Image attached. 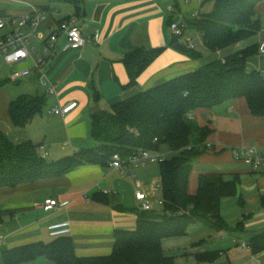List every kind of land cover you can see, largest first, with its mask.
<instances>
[{
  "label": "crops",
  "instance_id": "obj_1",
  "mask_svg": "<svg viewBox=\"0 0 264 264\" xmlns=\"http://www.w3.org/2000/svg\"><path fill=\"white\" fill-rule=\"evenodd\" d=\"M171 6L175 12L170 11ZM212 7V3L202 6V0H0V11H4L7 20L31 14L34 9L41 12L43 18L37 32L29 27L21 30L29 36L37 54H42L45 37L65 20L79 24L83 35L91 39L83 47H61L52 58L47 75L58 85L57 95L47 94L36 75L13 81L14 72L33 66L31 60L11 65L0 58V128L16 143L28 140L36 145L43 143L38 151L52 162L95 146L91 136L92 114L108 111L114 104L196 70L201 62L211 59L210 51L197 39L198 33L191 30L195 49L203 59L193 60L182 54L181 49H175L170 24L181 16L197 17ZM256 14L261 22L260 43L264 42V1L257 5ZM14 28L16 25L0 30V37ZM96 31L98 36L94 37ZM141 46L166 47V50L140 76L138 85L126 90L123 86L129 82V76L123 59L126 53ZM248 69L264 74V54L249 58ZM95 92L100 97L98 101ZM22 94L45 95L46 105L25 128L17 129L9 109L11 102ZM73 101L78 107L68 115L49 114L52 108ZM192 115L201 127L207 126L212 132L207 139L209 150L196 161L190 174L189 193L196 194L201 173L239 175L237 195L225 199L221 208L224 219L234 230L216 231L202 223H193L185 236L163 240L164 253L174 257L176 264H264V250L254 252L250 242L264 234L261 204L264 165L254 169L235 159L237 150L252 145L264 154V118L254 116L244 98L229 100L211 111L198 109ZM157 154L160 159H170L174 152L162 147ZM154 164L130 166L127 173L110 165H82L62 177L0 188L3 217L0 249L50 242L53 240L50 225L70 221L69 236L78 257L111 254L115 230L137 226L142 211L138 209L135 192L143 191L153 200L159 194L157 190L162 189L161 169L158 172ZM48 198L67 204L45 211L43 204ZM227 207L232 212L223 211ZM240 223L242 226L235 229ZM243 242L247 243L246 247L242 246ZM207 252H219L218 259L214 262L196 259ZM29 264L52 262L41 257Z\"/></svg>",
  "mask_w": 264,
  "mask_h": 264
},
{
  "label": "trees",
  "instance_id": "obj_2",
  "mask_svg": "<svg viewBox=\"0 0 264 264\" xmlns=\"http://www.w3.org/2000/svg\"><path fill=\"white\" fill-rule=\"evenodd\" d=\"M262 1L202 0V6L212 3V9L187 23L191 31L202 35L211 60L114 104L111 111L92 114L93 147L48 162L34 142L16 143L0 128V188L62 177L82 165L107 167L115 154L128 159L141 151L156 154L162 147L174 152L172 158L160 160L163 210L142 211L135 229H116L111 254L78 257L72 238L61 236L50 242L0 249V264H29L41 257L52 264H176L174 257L164 253L165 238L185 236L193 223L216 231L234 230L221 208L225 199L237 195L239 175L201 173L196 194L189 193L190 174L196 161L209 150L207 139L212 132L207 126L201 127L192 114L244 98L251 113L264 118V74L248 69L249 58L259 54L261 22L256 7ZM2 18L6 19L4 11H0ZM178 42L174 37L172 45ZM233 47L237 49L229 52ZM165 50L141 46L126 53L123 61L129 82L123 88L136 87L140 76ZM183 50L193 60L203 59L193 48L182 45ZM99 98L95 92V100ZM45 105V95L18 96L10 104L12 124L25 128ZM261 204L264 207V197ZM250 242L254 252L264 250V234ZM218 257L219 252H207L196 259L214 262Z\"/></svg>",
  "mask_w": 264,
  "mask_h": 264
},
{
  "label": "built area",
  "instance_id": "obj_3",
  "mask_svg": "<svg viewBox=\"0 0 264 264\" xmlns=\"http://www.w3.org/2000/svg\"><path fill=\"white\" fill-rule=\"evenodd\" d=\"M170 11L175 12V7L171 6ZM42 18L41 12L34 9L31 14L23 15L18 19H0V30L5 29L7 26L16 25V28L0 37V58H3L11 65L31 60L33 66L14 72L12 75L13 81H19L26 76L36 75L39 83L45 88L47 94L57 95L58 85L52 82L47 75L48 66L52 58L61 47L64 49L83 47L91 39L83 35L82 27L79 24L65 20L58 25L56 31L45 37L43 40L42 54H37L35 47L30 42L29 36L21 30L25 27H29L32 31L37 32ZM188 20L189 19L186 17L181 16V19L178 21L171 22L170 29L174 37H177L179 40H184L188 47L195 49L194 38L189 33ZM97 36L98 31L95 32L94 37ZM197 39L203 41L200 33H198ZM259 54H264V42H260ZM77 107L78 103L73 101L66 105H59L52 108L49 114L64 117ZM43 157L45 158V156ZM235 159L237 161H243L254 169H258L264 165V154L256 145L237 150L235 152ZM160 160L157 153L154 154L150 151H141L128 159H123L119 154H115L110 162V166L127 173L130 166L140 167L148 163L159 162ZM135 198L138 202V209L140 211L149 212L154 210L153 203L149 199L147 193L137 190L135 192ZM66 204L67 203H60L57 199L48 198L45 200L43 208L45 211H52L64 207ZM49 231L53 238L69 236L72 232V226L70 221L57 222L50 225ZM2 241L3 240L0 238V244ZM242 246L246 247L247 243L243 242Z\"/></svg>",
  "mask_w": 264,
  "mask_h": 264
},
{
  "label": "rangeland",
  "instance_id": "obj_4",
  "mask_svg": "<svg viewBox=\"0 0 264 264\" xmlns=\"http://www.w3.org/2000/svg\"><path fill=\"white\" fill-rule=\"evenodd\" d=\"M190 30V29H189ZM179 42L182 44V45H184L185 47L187 46V44H186V42L184 41V40H179ZM249 43V42H248ZM199 48V47H198ZM237 49V47H233V49L232 50H229V52L230 51H233V50H236ZM195 51H197V52H199L197 49H195ZM182 54H186L187 55V53H186V51H180ZM213 58V57H212ZM211 59H209L208 61H210ZM205 62H207V60L206 61H203V62H201V64H200V66L204 63L205 64ZM8 67V66H7ZM23 80H25V79H22V81ZM21 82V81H20ZM22 83V82H21ZM40 86H41V84H39ZM42 88H43V86H41ZM108 111H111V109H109ZM54 117H57L58 115H53ZM91 147V146H90ZM70 156V155H69ZM48 162H52V159L51 158H48ZM57 160H59V159H57ZM57 160H55V161H57ZM198 161H200V160H198ZM154 167L156 168V169H158L157 171L159 172V169H160V161L159 162H156V164H154ZM143 168H135V170H137V171H143L142 170ZM157 193H159L158 194V196H154V198H152L153 200H151L152 201V203H153V205H154V210L155 211H157V212H161L162 210H163V197H162V189L161 188H159L158 190H157ZM156 193V194H157ZM223 211H225L226 213H230V212H232V210L229 208V207H227V209H225V210H223Z\"/></svg>",
  "mask_w": 264,
  "mask_h": 264
},
{
  "label": "water",
  "instance_id": "obj_5",
  "mask_svg": "<svg viewBox=\"0 0 264 264\" xmlns=\"http://www.w3.org/2000/svg\"><path fill=\"white\" fill-rule=\"evenodd\" d=\"M181 47H182V44L180 42H178V43H176L174 45L175 49H181ZM41 146H43V143H40V144L37 145L38 148L41 147Z\"/></svg>",
  "mask_w": 264,
  "mask_h": 264
}]
</instances>
